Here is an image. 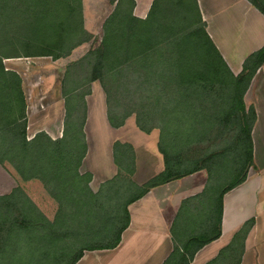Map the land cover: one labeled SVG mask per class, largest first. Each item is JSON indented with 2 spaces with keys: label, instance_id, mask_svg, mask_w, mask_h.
<instances>
[{
  "label": "trees",
  "instance_id": "obj_1",
  "mask_svg": "<svg viewBox=\"0 0 264 264\" xmlns=\"http://www.w3.org/2000/svg\"><path fill=\"white\" fill-rule=\"evenodd\" d=\"M249 1L264 16V0ZM109 4L115 7L102 26L100 42L66 67L61 95L66 106L84 86L97 82L112 128L122 127L134 115L139 131H159L164 171L143 187L134 186L132 168L127 169L128 178L121 177L127 156L128 166H133V150L115 143L117 176L93 193L91 176L79 173L87 151L85 116L71 126V107L66 106L61 140L40 133L27 141L21 80L3 65L17 58H67L75 48L89 44L93 37L84 29L82 0H0V19L5 12L23 19L32 35L24 39L21 51L10 50L20 33L12 42L0 39V165L23 167L38 176L57 205L51 222L39 216L29 227L41 243L40 264H76L84 252L115 249L129 225L128 206L154 187L205 170L211 176L231 177L220 191L221 203L225 193L245 181L252 166L255 113L246 109L243 98L256 71L264 67V46L233 76L205 32L196 0H153L144 19L132 15L133 0ZM87 94H81L83 106ZM128 188L136 193L125 199ZM188 260L182 256L175 264Z\"/></svg>",
  "mask_w": 264,
  "mask_h": 264
},
{
  "label": "crops",
  "instance_id": "obj_2",
  "mask_svg": "<svg viewBox=\"0 0 264 264\" xmlns=\"http://www.w3.org/2000/svg\"><path fill=\"white\" fill-rule=\"evenodd\" d=\"M133 1L135 5L132 15L137 19H144L153 0H145L148 6L142 9L143 15L138 14L139 4L143 1ZM196 1L207 36L231 74L237 76L245 59L264 46V16L249 0ZM85 3L82 0L84 29L93 38L98 34L99 43L102 26L115 5H110L108 0H96V10L92 13V20L95 21L93 26L96 28L90 31L87 27ZM79 48L81 46L72 53ZM65 59H10L16 63V67L25 63L29 65L31 62L37 66L39 61H44L37 67L42 68L46 75L34 84L30 83V89L25 87L24 74H21L23 72L20 69L12 70L4 66L6 71L15 73L21 80L26 105L27 141L40 133L46 134L52 141L62 138L65 112L61 84L66 69ZM10 60H4L3 65ZM31 69L34 67L31 66ZM41 82L45 88H42ZM243 102L246 109L254 110L255 122L251 130L252 166L242 184L225 193L221 203L219 194L227 183L220 186L224 178L219 176L218 179L205 170L154 187L128 206L129 225L115 249L84 252L76 264H166L172 258L169 264H175L182 256L189 259L188 264H264V67L254 74ZM106 126L116 132L125 125L117 130L110 128L108 124ZM135 132L138 137L143 138L144 146L150 148L148 156L141 159L137 145L113 138L108 145L102 144L101 151L100 148L94 151L90 161L97 165L98 168L94 169L105 168L107 174H111L110 178L116 174L112 146L118 141L128 143L134 151L132 180L136 184L142 165L157 171L143 183L160 175L164 171V165L156 149L158 132L152 131L146 135L136 128ZM86 148V155L79 169L81 175L90 172L83 171L90 155L87 137ZM7 165H0V264H14L12 254L11 258L7 256L9 246L18 239H34L33 229L29 227L40 217L51 222L57 209L55 201L48 195L38 176H30L31 172L23 167L15 170L8 165L9 169ZM99 165H102L101 168ZM110 178H105L101 183ZM217 233L214 240L198 247L201 241L214 237Z\"/></svg>",
  "mask_w": 264,
  "mask_h": 264
},
{
  "label": "rangeland",
  "instance_id": "obj_3",
  "mask_svg": "<svg viewBox=\"0 0 264 264\" xmlns=\"http://www.w3.org/2000/svg\"><path fill=\"white\" fill-rule=\"evenodd\" d=\"M105 1H107V0H105ZM142 1H143V2H141L142 4H139V10H138V14H140V15H143L142 13L144 10L142 11V9L145 8L146 6H148V5H146L145 0H142ZM85 2H86L85 3V10H86L85 15L87 18V27H88V30L93 31L94 28H96V26L95 27L93 26L95 21L92 20V13H93V11L96 10V8H94V6H96V4H95L96 0H85ZM125 5H127L126 2H124L123 6L125 7ZM132 14H133V12H132ZM28 29L29 28H28V22L27 21H24L23 19L21 21L16 20L12 16L8 15L7 12H5L3 17L0 19V39H5L7 41L12 42V39L13 40L16 39L17 33H20V36L17 37L18 42L15 43L13 41V43H12L13 46L10 47V50L16 51L18 49H21L22 48L21 45H22L24 39L26 40V39L31 38L32 35L28 31ZM97 31H98V29H97ZM98 40H99V35L97 34V36H95L89 44L81 45V48H79L76 52L71 53L64 60L66 62L65 67H68L71 64L79 61L88 52V50L91 47L97 45ZM42 63H44V61H39L38 65H42ZM15 64L16 63L14 61L10 60V61H6L4 63V66L6 68L12 69V70L20 69V71L23 72L21 74H24L25 83H26L25 87L27 89H30V87H31L29 85L30 83L34 84L35 81H37L39 78H43V76L46 75V73L43 72L42 68L37 67L38 65L37 66L33 65L32 62L29 65L27 63H25L24 65H20L19 67H16ZM31 66L34 67V69L30 70ZM28 67H29V70H28ZM26 79H28V80H26ZM41 86H42V88H45V85L42 82H41ZM87 91H89V94H87L83 98L84 104H85V106H83V104L81 103V97H82L81 94H84ZM79 94H80V96L78 98L71 99V101H69V103L66 106L68 108L71 107L70 108L71 113H72L71 114L72 118H71V122H70L71 126L72 125H75V127L78 126L80 124L83 116H85L83 134H84V138H85V143H86V137H87L88 146L90 149V155L88 157L87 162L85 163V165L83 167V171L88 170L90 172L92 171V173L85 172L82 175L88 174L91 176L89 188L91 191H93V193H97L102 185L114 180L115 177L117 176V172H118V170L116 168V174L112 178H110L111 174L108 175L105 168H101L102 165H99V167L101 169H94L95 167L98 168L97 165L95 166L94 164H92L90 162L93 159L94 151L96 152V150H98L99 148H100V151L102 150V148H103L102 144L103 143L108 145L109 142L113 138H117L121 141L132 142L134 145H137V148H139L137 150H138V155L141 156V159L143 157L145 158V156H148L150 154V148H147L144 146V143L142 142L143 138L138 137L137 132H135V128L137 129V126H136V122H135L136 118L134 115L129 116L124 121L125 126L123 125L124 126V127L122 126L123 129H121L120 131L113 132L107 128V126H106L107 124L110 128H112V127L109 125V123L107 121L106 99H105L104 92L102 91L100 85L97 82L91 83L88 86H84L80 90ZM63 100H64L63 109L65 112L64 113V126H65L67 117H66L65 99L63 98ZM126 123H127V125H126ZM122 127H120V128H122ZM120 128H118V129H120ZM152 131L158 132V142H159V135H160L159 131L156 129H153L150 131V133ZM85 132H86V136H85ZM139 132H141V131H139ZM141 133H143V132H141ZM143 134H145V133H143ZM146 135H148V134H146ZM153 138H154V134H153ZM115 143H119V142L116 141ZM115 143L113 144V146L115 145ZM119 144L129 145L126 142L119 143ZM211 144L212 143H210V142L205 144L204 148L206 146L209 147ZM113 146H112V150H113ZM139 146H141V147H139ZM156 149L158 152V145H157ZM212 149H214V148H212ZM206 151L208 152L209 150L207 149ZM133 155H134V151H133ZM198 155L201 156L200 150L198 152ZM134 158H135V156H134ZM196 158H197V156L194 155L193 159H196ZM127 159H129L128 156H127ZM127 159H126L125 163L123 164V167H125L124 168L125 170L123 169L124 171H123V174L121 175V177L123 179L129 177V176H127L126 173H128L127 171L131 168L133 169V174H134V167L128 166ZM126 167H129V168H126ZM142 167H143V169L141 170V174H139L137 176L138 184H136V182H134L132 180L133 175L130 178L131 183L134 184V186L139 187V188L143 187L148 182H150L152 179H154L155 177L146 181L145 183H143L146 180V178H148V176L157 172L156 169L151 170L148 168L149 169L148 170L145 167V165H142ZM8 168L10 169L9 166H8ZM214 176H216V175H214ZM92 177H93V181H92ZM107 177H109L110 180L106 181L104 183H101L102 180H104ZM221 177L224 178L223 182L220 185L222 187L231 180V177L230 178L229 177L226 178L225 176H221ZM217 178L219 179V177H217ZM140 183H143V184L139 185ZM212 190H214V189H212ZM135 193H136L135 189L128 188V190L125 191L124 197H125V199H128L131 196L135 195ZM8 201H10V200H8ZM91 242H93L91 239L85 240V243H91ZM40 246H41L40 241L36 240V239H30V240L29 239H18L17 242H15L11 246H9L10 252H7V256H8V258L9 257L11 258V254H12V257H13L12 262L14 264L15 263H17V264H40L41 263L40 261H41L42 256H43L42 252L40 251ZM42 247H43V245H42ZM14 249H18V251H14ZM12 250H13V252H11ZM47 263H48V261H47Z\"/></svg>",
  "mask_w": 264,
  "mask_h": 264
}]
</instances>
